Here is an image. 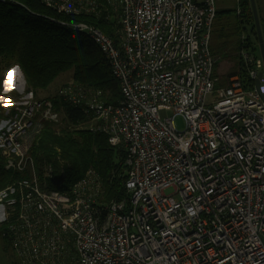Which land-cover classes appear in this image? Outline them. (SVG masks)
Wrapping results in <instances>:
<instances>
[{
    "label": "built area",
    "instance_id": "built-area-1",
    "mask_svg": "<svg viewBox=\"0 0 264 264\" xmlns=\"http://www.w3.org/2000/svg\"><path fill=\"white\" fill-rule=\"evenodd\" d=\"M39 1L60 15L100 8L97 0ZM104 7L118 24L115 39L85 22L69 27L108 61L119 100L105 103L74 83L54 97L81 109L84 119L72 128L124 149L126 197L97 204L92 169L57 189L63 176L37 168L28 138L39 120L58 114L49 99L21 100L4 89L10 106L0 102V154L5 170L25 175L0 190L13 264H264L260 53L242 49L244 76L217 87L214 0H105ZM178 116L183 131L174 126Z\"/></svg>",
    "mask_w": 264,
    "mask_h": 264
},
{
    "label": "trees",
    "instance_id": "trees-1",
    "mask_svg": "<svg viewBox=\"0 0 264 264\" xmlns=\"http://www.w3.org/2000/svg\"><path fill=\"white\" fill-rule=\"evenodd\" d=\"M97 2L100 6L97 14L77 16L57 14L39 0H0V88L9 70L19 65L27 91L33 97L35 92L47 89L60 74L71 72L74 84L99 91L105 103H117L119 86L111 75L108 61L86 34L69 27L73 23L85 22L115 39L118 24L114 17L107 18L110 11L104 7L105 0ZM227 13V9H218L215 18ZM235 14L238 18V55L245 48L259 54L250 0H240ZM247 25H250L249 31ZM260 25L264 40V27L261 22ZM243 68L239 56L238 68L229 77H243ZM49 100L60 120L41 119L37 122L39 130L32 133L29 148L37 168L51 166L56 175L63 176L60 182L63 185L57 189L73 184L92 169L100 185V193L95 197L97 204L107 205L124 199L127 172L124 149L110 146L102 133L69 127L84 119L81 109L55 97ZM24 176L5 170L4 158L0 154V190ZM0 229V235L8 243L2 225Z\"/></svg>",
    "mask_w": 264,
    "mask_h": 264
},
{
    "label": "rangeland",
    "instance_id": "rangeland-1",
    "mask_svg": "<svg viewBox=\"0 0 264 264\" xmlns=\"http://www.w3.org/2000/svg\"><path fill=\"white\" fill-rule=\"evenodd\" d=\"M255 1L258 18H260L259 21L264 27V0ZM214 2L216 10H229V13L221 14L214 19L210 30L209 39V50L215 63L213 68V76L218 80L217 85L222 87L227 85L229 75L236 72L238 68L239 55L236 49V43L239 38V32L238 18L236 17L235 11L237 10L240 0H214ZM249 29L250 25H247V31H249ZM249 34L252 36L251 32H249ZM11 69H15V66H13ZM10 70L5 79H10L13 81L11 91L14 93L15 97L21 96L22 100H27L30 98V96H33L31 92L27 91L25 81L18 79L17 71L15 74H13ZM71 83H73L72 73H62L50 84L47 89L35 92L34 98L41 100L53 98L56 94V91L60 87L69 85ZM4 89L5 85L3 82L0 88V93H3ZM58 119L60 120V117H58ZM62 123L63 122L59 121V124L63 125L64 123ZM174 126L178 131H183L185 129V122L183 118L180 116L176 117L174 119ZM69 127H71V125ZM28 142H32V133L28 138ZM58 179L61 180L62 175L59 174ZM170 192L171 190H166L167 194ZM1 212L3 214V211ZM14 262L15 257L11 248L0 235V264H13Z\"/></svg>",
    "mask_w": 264,
    "mask_h": 264
},
{
    "label": "water",
    "instance_id": "water-1",
    "mask_svg": "<svg viewBox=\"0 0 264 264\" xmlns=\"http://www.w3.org/2000/svg\"><path fill=\"white\" fill-rule=\"evenodd\" d=\"M250 6H251V10H252L253 19H254V27H255L256 37L258 40L259 53H260V57H261L262 62H263V67H264V40L262 37V29H261V25H260V21L258 18V14H257V10H256L254 0H250ZM260 77H261V73L258 75V78L255 80L256 89H258ZM262 98L264 99V95H262Z\"/></svg>",
    "mask_w": 264,
    "mask_h": 264
},
{
    "label": "snow or ice",
    "instance_id": "snow-or-ice-1",
    "mask_svg": "<svg viewBox=\"0 0 264 264\" xmlns=\"http://www.w3.org/2000/svg\"><path fill=\"white\" fill-rule=\"evenodd\" d=\"M13 74H15L16 69H11L10 70ZM4 85H5V90L6 91H10L12 86H13V81L10 79H5L4 81ZM0 102L5 103L7 106H10V101H7L4 97H0Z\"/></svg>",
    "mask_w": 264,
    "mask_h": 264
},
{
    "label": "clouds",
    "instance_id": "clouds-1",
    "mask_svg": "<svg viewBox=\"0 0 264 264\" xmlns=\"http://www.w3.org/2000/svg\"><path fill=\"white\" fill-rule=\"evenodd\" d=\"M15 69L18 73V79L23 80V74H22V70L20 69V66L19 65L15 66ZM2 208H3V205H0V210H2ZM5 218H6L5 215L0 214V220H3Z\"/></svg>",
    "mask_w": 264,
    "mask_h": 264
},
{
    "label": "crops",
    "instance_id": "crops-1",
    "mask_svg": "<svg viewBox=\"0 0 264 264\" xmlns=\"http://www.w3.org/2000/svg\"><path fill=\"white\" fill-rule=\"evenodd\" d=\"M24 80V79H23ZM21 100H22V97L20 96L19 97ZM1 211H3V209L2 210H0V214H2V212ZM0 222H1V220H0Z\"/></svg>",
    "mask_w": 264,
    "mask_h": 264
}]
</instances>
